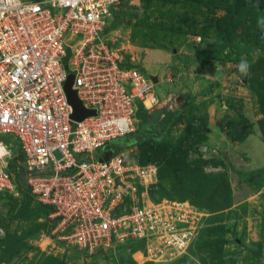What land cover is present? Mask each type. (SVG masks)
I'll use <instances>...</instances> for the list:
<instances>
[{"label":"built area","instance_id":"obj_1","mask_svg":"<svg viewBox=\"0 0 264 264\" xmlns=\"http://www.w3.org/2000/svg\"><path fill=\"white\" fill-rule=\"evenodd\" d=\"M118 3L0 0V196L19 197L24 187L51 207L47 231L64 250L128 248L166 262L186 253L200 213L186 200H150L157 166L129 159L112 142L137 129L140 108L150 113L161 102L154 79L123 64L105 38ZM69 76L82 106L93 110L81 120L64 87ZM22 169L25 186L16 181Z\"/></svg>","mask_w":264,"mask_h":264},{"label":"rangeland","instance_id":"obj_2","mask_svg":"<svg viewBox=\"0 0 264 264\" xmlns=\"http://www.w3.org/2000/svg\"><path fill=\"white\" fill-rule=\"evenodd\" d=\"M116 7L121 14L105 38L123 64L156 79L161 102L138 124L136 132H147L144 140L115 146L129 159L157 166L150 200L188 201L200 213L201 228L186 253L166 262L142 260L128 248L80 254L50 237L46 207L30 195L34 211L22 215V187L19 197L0 196V219L14 216L10 230L18 233L47 228L23 239L0 264H264V0H250L236 25L239 51L218 59L199 57L197 50L222 39L225 8L209 10L199 0H119ZM167 110L179 114L165 125L160 120ZM26 178L22 169L16 181L25 186Z\"/></svg>","mask_w":264,"mask_h":264},{"label":"trees","instance_id":"obj_3","mask_svg":"<svg viewBox=\"0 0 264 264\" xmlns=\"http://www.w3.org/2000/svg\"><path fill=\"white\" fill-rule=\"evenodd\" d=\"M199 1L202 2L204 6L209 10H213L214 8H225L227 10L228 22L226 32L224 33L222 39L213 46L199 48L197 50V55L199 57H205L209 59H218L220 54L224 53L225 58L231 57L240 49L238 43L236 42V25L246 15L249 8L250 0H232L228 3H206L202 0ZM120 14L121 13L117 10V7H115L113 10V20L111 25L114 24L115 18L118 17ZM185 105H187L190 110L194 109V103L191 99H187ZM178 114L179 110H167L162 116L160 122L165 125L171 124L172 119ZM138 116L142 121L147 119L149 115L144 109L140 108L138 110ZM146 133H138L135 130L134 132L124 136L125 141L130 142L128 141L129 139L133 142H137V140L139 139L144 140L147 137ZM131 143L132 142H130V144ZM20 171L21 170L18 171L17 176ZM29 195L30 194L27 192L23 196L22 201L20 203V211L23 216H26L27 214L32 213L34 211V209L30 207V201L28 197ZM30 197L32 196L30 195ZM45 207L47 214H49L52 211V208L49 206ZM13 220L14 216L9 217L8 219H0V225H2L5 229L4 237L0 238V263H8L19 249L22 240L25 239L27 236H29L38 229L47 228L45 224H40L35 228L18 233L10 230V224Z\"/></svg>","mask_w":264,"mask_h":264},{"label":"water","instance_id":"obj_4","mask_svg":"<svg viewBox=\"0 0 264 264\" xmlns=\"http://www.w3.org/2000/svg\"><path fill=\"white\" fill-rule=\"evenodd\" d=\"M154 81L156 82V79L153 78ZM72 76H69L66 81L64 82V87H65V90H66V93H67V97H68V100L69 102L72 104V106L74 107V110L76 112H79L80 115L79 117L77 118L78 120H81L83 119L84 117L90 115L93 113V110H89V109H85L83 106H82V103L81 101L77 98L76 96V93L74 90L71 89V84H72ZM118 142L122 143V144H130V142H126L125 141V137H121L118 139ZM111 154V151L108 150V151H105L103 153V156L100 158L101 160H107L108 157L110 156ZM116 181H118V179H116Z\"/></svg>","mask_w":264,"mask_h":264},{"label":"clouds","instance_id":"obj_5","mask_svg":"<svg viewBox=\"0 0 264 264\" xmlns=\"http://www.w3.org/2000/svg\"><path fill=\"white\" fill-rule=\"evenodd\" d=\"M241 70H242V71L246 70V65L242 64V65H241Z\"/></svg>","mask_w":264,"mask_h":264}]
</instances>
